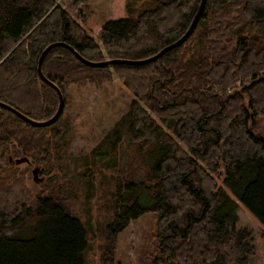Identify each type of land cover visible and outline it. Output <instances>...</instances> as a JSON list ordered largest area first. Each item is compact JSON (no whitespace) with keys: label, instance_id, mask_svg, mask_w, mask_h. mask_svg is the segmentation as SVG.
Masks as SVG:
<instances>
[{"label":"trees","instance_id":"16d2710c","mask_svg":"<svg viewBox=\"0 0 264 264\" xmlns=\"http://www.w3.org/2000/svg\"><path fill=\"white\" fill-rule=\"evenodd\" d=\"M199 4L132 0L135 9L105 23L97 42L55 0H0V103L46 122L59 105L37 74L49 45L94 63L146 60L185 34ZM41 70L63 110L71 87L97 88L113 77L133 96L90 152L114 162L126 147L146 170L143 180H116L110 243L153 215L142 264H249L252 236L236 225L239 203L264 226V137L254 131L264 118V0H206L189 38L152 63L90 68L55 47ZM61 115L36 128L0 107V185L14 166L8 158L18 150L37 157L42 133H57ZM47 150L39 164L51 158ZM87 246L82 222L54 196L0 214V264H85Z\"/></svg>","mask_w":264,"mask_h":264},{"label":"rangeland","instance_id":"374dc122","mask_svg":"<svg viewBox=\"0 0 264 264\" xmlns=\"http://www.w3.org/2000/svg\"><path fill=\"white\" fill-rule=\"evenodd\" d=\"M55 1L97 42L105 23L125 18L135 9L132 0H86L77 8L76 0ZM67 96L61 115L62 126H57V133L50 130L42 133L37 157L16 151L13 145L16 152L12 158L27 157L28 163L13 164L4 173L5 181L0 185V214H12L22 205L35 207L38 198L54 196L64 202L87 230L85 264H142V259H148L152 250L155 217L147 215L132 221L113 243L106 238V227L112 221L116 180H143L146 170L126 147L118 151L115 163L108 157L90 155L127 111L133 96L115 77L97 88L92 84L84 88L71 87ZM254 129L264 137V118L256 121ZM46 148L51 158L39 164L46 156ZM38 165L43 174L39 168L40 182H34L32 170ZM215 179L218 187H222V176L219 174ZM238 207L236 229H245L252 236L249 264H264V226L241 204L238 203Z\"/></svg>","mask_w":264,"mask_h":264},{"label":"water","instance_id":"95a60500","mask_svg":"<svg viewBox=\"0 0 264 264\" xmlns=\"http://www.w3.org/2000/svg\"><path fill=\"white\" fill-rule=\"evenodd\" d=\"M205 2H206V0H200V4L198 6L197 12H196V14L193 17V20H192L189 28L187 29L185 34L179 40H177L173 44L163 48L158 54H156L155 56H153V57H151L149 59H146V60H142V61L108 60V61L101 62V63H94V62H90V61L85 60L79 54H77L73 49H71L70 47H68V46H66L64 44L56 43V44L49 45L41 53V55L39 57L38 64H37V74H38L39 79L43 83H45L46 85H48L51 88H53L56 91L57 96H58L59 105H58V108H57V111H56L55 115L50 120H48L46 122H36V121H33V120L23 116L21 113H19L18 111H16L15 109H13V108H11V107H9L7 105H4V104L0 103V107L5 109V110H7V111H9V112H11L12 114L17 116L18 118H20L22 121H24L26 124H28L30 126H33V127H36V128H44V127L51 126L52 124H54L58 120L59 116L61 115V113L63 111V98H62L61 92L58 90V88L55 85H53L51 82H49L44 77V75L42 74V70H41L42 62H43L45 56L47 55V53L51 49H53L55 47H65L74 55V57L80 63H82L83 65H85L87 67H90V68H101V67H109V66H115V65L142 66V65H145V64H148V63H152V62L160 59L167 52L172 51V50L178 48L179 46H181L189 38V36L194 31V29H195V27H196V25L198 23V20H199L201 14L203 12V9H204V6H205ZM8 161H9V163L13 162L16 165H19V164H22V163H28L27 158H20V159L13 160V158L9 157ZM39 171L40 170H39L38 167H36V168H34L32 170L33 181H35V182H40V180L37 178V175H38Z\"/></svg>","mask_w":264,"mask_h":264}]
</instances>
